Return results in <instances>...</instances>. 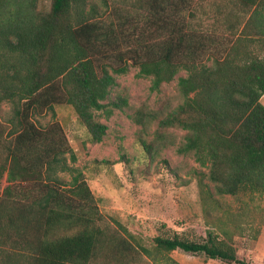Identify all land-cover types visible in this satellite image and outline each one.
<instances>
[{
    "label": "trees",
    "instance_id": "obj_1",
    "mask_svg": "<svg viewBox=\"0 0 264 264\" xmlns=\"http://www.w3.org/2000/svg\"><path fill=\"white\" fill-rule=\"evenodd\" d=\"M38 1L0 0V106L11 112L0 119V257L129 264L142 253L155 264H179L165 255L181 250L249 264L225 230L222 238L212 231L201 239L156 236L150 251L124 228L112 229L73 166L60 123L35 118L69 105L89 141L99 143L107 129L100 115L127 106L124 97L109 99L117 76L136 69L155 92L176 79L179 102L159 116L138 111L134 121L144 129L141 119L156 123L158 138L159 130L185 132L175 151L207 170L197 182L204 207L217 205L209 183L220 197L264 198V59L249 51L248 20L241 27L257 0H214L203 12L209 24L191 21L196 0H132L130 8L114 0H49L47 11Z\"/></svg>",
    "mask_w": 264,
    "mask_h": 264
},
{
    "label": "rangeland",
    "instance_id": "obj_2",
    "mask_svg": "<svg viewBox=\"0 0 264 264\" xmlns=\"http://www.w3.org/2000/svg\"><path fill=\"white\" fill-rule=\"evenodd\" d=\"M131 1L114 0L113 3L130 8ZM211 2L214 0H196L191 21L209 24L211 21L203 12H209ZM49 4V0H39L38 8L47 11ZM136 73V69H130L116 77L109 99L124 97L127 106L115 110L109 118L100 115L99 121L107 129L99 143L89 141L69 105H56L54 116L48 113L35 120L41 125L52 120L60 123L76 156L73 166L83 173L104 221L112 229L124 234V228L150 251L154 248L153 238L156 236L177 232L189 239H201L207 231H212L222 238L221 232L225 230L232 237L239 259L249 264H264V198L259 195L220 197L213 185L204 179L217 201L215 206L208 203L204 207L197 182L198 173L207 170L200 167L191 155H180L175 151L185 132L159 130L163 136L158 138L154 134L156 123L147 124L141 119L146 126L144 129L134 121L138 111L159 116L176 105L179 102L177 80L155 92L150 90L149 80L136 77ZM184 75L183 71L178 74ZM10 113V105L1 104L0 119H7ZM139 137L148 145L145 150L139 145ZM58 176L66 181L70 179L67 174ZM1 184L3 186L5 182ZM7 251L15 253L9 248ZM165 257L179 264H227L181 250ZM135 258L136 262L129 264H155L153 257L142 253ZM0 264L21 263L0 257Z\"/></svg>",
    "mask_w": 264,
    "mask_h": 264
},
{
    "label": "crops",
    "instance_id": "obj_3",
    "mask_svg": "<svg viewBox=\"0 0 264 264\" xmlns=\"http://www.w3.org/2000/svg\"><path fill=\"white\" fill-rule=\"evenodd\" d=\"M233 13L237 14L236 8ZM246 20H248L249 51L252 55L264 59V0H257L256 4L249 8L248 15L245 17L241 27ZM259 101L264 106V94Z\"/></svg>",
    "mask_w": 264,
    "mask_h": 264
}]
</instances>
